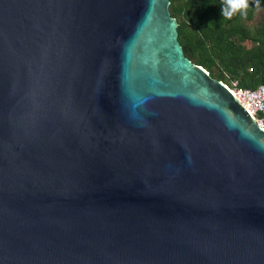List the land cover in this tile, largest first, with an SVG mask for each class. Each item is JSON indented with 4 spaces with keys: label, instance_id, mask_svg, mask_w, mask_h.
Returning <instances> with one entry per match:
<instances>
[{
    "label": "water",
    "instance_id": "1",
    "mask_svg": "<svg viewBox=\"0 0 264 264\" xmlns=\"http://www.w3.org/2000/svg\"><path fill=\"white\" fill-rule=\"evenodd\" d=\"M170 3L0 0V264H264V126Z\"/></svg>",
    "mask_w": 264,
    "mask_h": 264
},
{
    "label": "trees",
    "instance_id": "2",
    "mask_svg": "<svg viewBox=\"0 0 264 264\" xmlns=\"http://www.w3.org/2000/svg\"><path fill=\"white\" fill-rule=\"evenodd\" d=\"M222 0H171L185 55L240 88L264 85V0H249L248 15L225 19Z\"/></svg>",
    "mask_w": 264,
    "mask_h": 264
},
{
    "label": "built area",
    "instance_id": "3",
    "mask_svg": "<svg viewBox=\"0 0 264 264\" xmlns=\"http://www.w3.org/2000/svg\"><path fill=\"white\" fill-rule=\"evenodd\" d=\"M236 97L256 117L259 124L264 126V85L257 88H240L237 81L230 86Z\"/></svg>",
    "mask_w": 264,
    "mask_h": 264
},
{
    "label": "clouds",
    "instance_id": "4",
    "mask_svg": "<svg viewBox=\"0 0 264 264\" xmlns=\"http://www.w3.org/2000/svg\"><path fill=\"white\" fill-rule=\"evenodd\" d=\"M249 0H222L221 14L225 19H231L236 14L247 17Z\"/></svg>",
    "mask_w": 264,
    "mask_h": 264
}]
</instances>
